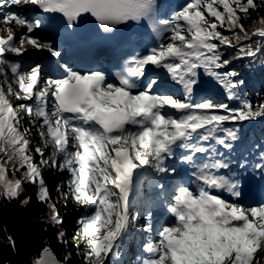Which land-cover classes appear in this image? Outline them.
<instances>
[{
	"label": "snow or ice",
	"instance_id": "1",
	"mask_svg": "<svg viewBox=\"0 0 264 264\" xmlns=\"http://www.w3.org/2000/svg\"><path fill=\"white\" fill-rule=\"evenodd\" d=\"M13 6L18 10L13 11ZM26 6L61 13L69 27L82 14L90 13L110 31L129 20L151 19L154 0H0V21L26 29L19 35L18 44L17 34L10 27L5 29L6 37L0 36V196L16 199L23 194L25 183L36 185L38 200L48 205L49 220L60 225L63 220L43 172L48 167L67 171L68 191H63L64 182L58 183L55 191L65 201L71 195L79 205H94L78 221V236L84 241L86 264H105L109 256H120L129 227L138 219V215L130 214L129 196L139 177L150 171L154 185L163 189L160 180L176 172L166 161L177 148L185 149L188 154L180 159L195 169L192 175L200 187L194 191L176 186L168 205L172 221L155 226L148 213L142 226L148 233L145 254L137 257L138 264H264V203L245 206L238 202L246 162L232 171L230 164L221 160H195L197 153L210 151L209 141L215 140L229 150L233 147L239 129L224 127L226 122L264 117V103L253 104L238 95L236 90L243 81L234 79L237 73L219 71L231 63L223 59L225 46L238 47L236 59L254 58L260 51L241 42L253 36L264 38V16L258 13L264 9V0H188L171 20L154 23L160 37L170 33L168 42L133 59L126 74H118V84L109 83L102 72L81 73L67 65L61 66L65 71L62 78H45L41 64L21 71L18 60L6 59L5 53H26L25 45L46 50L56 58L61 56L50 41L30 35L41 27V21L30 18L24 11ZM252 12L257 13V20L250 31L241 21L249 19ZM148 66L166 69L183 87L185 99L156 92L155 79L138 84ZM200 69L230 100L239 101V106L207 100L192 103ZM9 97L31 100L32 104L14 107ZM17 107L33 117L28 127ZM166 108L180 114L173 115ZM33 129L44 145L35 146L34 151L30 139ZM49 146L51 151L45 155ZM34 155H39L38 163ZM261 160L255 168L264 172V156ZM221 168L229 169V174L217 175ZM21 169L20 178H8L9 171L15 176ZM209 189L225 190L234 200ZM29 202L30 198L22 201ZM64 237L61 228L58 239L63 241ZM8 239L14 247L15 241ZM33 264L60 262L45 248Z\"/></svg>",
	"mask_w": 264,
	"mask_h": 264
},
{
	"label": "trees",
	"instance_id": "2",
	"mask_svg": "<svg viewBox=\"0 0 264 264\" xmlns=\"http://www.w3.org/2000/svg\"><path fill=\"white\" fill-rule=\"evenodd\" d=\"M258 13L264 16V9H259ZM255 20H257V13L252 12L249 19L241 22L251 31L256 26L253 24ZM222 31L226 35H231L226 30ZM241 43L259 47L260 51L254 58L236 59L238 47L225 46L222 48L223 59H229L231 63L221 70L224 72L234 70L237 73L234 79L243 81L239 87L241 98L249 99L253 104L264 103V38L253 36L250 40ZM10 98L15 102V107L23 103H19L20 100L15 97ZM19 114L23 117L24 126L28 127L29 116L24 110L19 111ZM261 129L264 131V126ZM30 139L33 141V151L37 145L44 146L34 129ZM50 151L51 146L45 149V155H48ZM34 159L38 163L39 155H34ZM22 171L23 169L16 172L15 176L9 171L8 178H20ZM43 176L63 223L54 225L49 220L48 205L38 200L36 185L25 183L23 194L16 199L9 200L0 196V264H33L45 248H49L55 258L63 264H86L84 241L78 236L81 227L78 218L86 216L91 204L79 205L71 195L65 201L55 191L56 185L60 182H64L63 191L68 190L69 173L67 171L59 172L53 167H48L44 170ZM25 198H30V202L22 203ZM138 206L136 204L135 208L137 209ZM61 228L65 231L63 241L58 239ZM9 237L15 241L14 247L9 243ZM66 256L69 257L67 260H65ZM120 257L121 254L116 259L109 256L105 264H125Z\"/></svg>",
	"mask_w": 264,
	"mask_h": 264
},
{
	"label": "rangeland",
	"instance_id": "3",
	"mask_svg": "<svg viewBox=\"0 0 264 264\" xmlns=\"http://www.w3.org/2000/svg\"><path fill=\"white\" fill-rule=\"evenodd\" d=\"M12 10L16 11L18 9L16 8V6H13ZM9 27L12 29L13 32H15L17 34L16 43L18 44L19 43V40H18L19 35L23 31H26V29H21L19 26H12V24H5L2 21H0V36H5L6 37L7 36V32L5 31V29L9 28ZM38 30L35 31L34 35L40 37L42 40H46L45 37L40 36L39 34H37ZM30 35H33V33H31ZM25 47L28 49L27 51H30V50L34 49L30 45H25ZM11 54L12 53H8V55L5 56V58L11 60V57H12ZM28 70L21 69V71H28ZM6 71H8L9 76H11L10 70L6 69ZM219 71H222V70L220 69ZM199 73L200 74L198 76V81H199L198 85H199V83H204L205 86L207 87V90L204 91L203 94H199V96L197 98V101H198L197 103L204 102V101H206V99L211 98V99L214 100V102L212 101L213 103L220 104V103H218V101L220 100L221 97H223V99L227 100L224 103L229 104L230 107L235 108V107L239 106V101L230 100L227 97V95L225 94L223 88L221 86H219L212 78L208 77L207 75H205L203 73V69H200ZM43 74H44V76H46V75L49 76V74H47L45 72ZM13 87L17 91H19L17 85L13 84ZM194 87L196 88V85ZM215 92H220L221 96H217L215 94ZM20 102L27 103V104H32L31 100H29V101L20 100L19 103ZM17 111L18 112L22 111V109L17 108ZM26 114H27V116H29L30 119L33 118L27 112H26ZM224 127H226V128H238L239 129V131L237 133L239 139L233 143V147H236L238 149L243 150V148L246 145V142L248 141L247 145H249V147L247 148V150H245V154L246 155L253 154V155H257L258 158H260L261 155H263L264 148L262 147V143L264 142V134H261V135L255 134V133H252L250 135L247 134V130H248L247 126L242 124L241 122H239V123L226 122L224 124ZM149 173H150V171H149ZM156 179H159V178L157 177ZM146 181H147V183L145 185L147 186L148 194H151L152 190L154 188L158 187V186L154 185L153 177H151V178L149 177V179H147ZM64 191L67 192L68 190H64ZM161 200H162V196L159 195V201H161ZM93 208H94V205H92L91 209L89 210V213L93 210ZM141 218H143L142 215L139 216V219H141ZM80 220H81V218H78V221H80ZM143 225H145V224L142 223V222L137 223V221H135V223L132 226L129 227L128 235H127L126 240H125V244H126V246H125V252L126 253H125V256H124L125 262H127L128 259L133 258V260L135 262L134 264H138L137 257H140V256L145 254V253H143V245L146 242V239L148 237V233H146L143 230V227H142ZM144 234H145V238L143 239ZM153 238H154V235H153Z\"/></svg>",
	"mask_w": 264,
	"mask_h": 264
},
{
	"label": "bare ground",
	"instance_id": "4",
	"mask_svg": "<svg viewBox=\"0 0 264 264\" xmlns=\"http://www.w3.org/2000/svg\"><path fill=\"white\" fill-rule=\"evenodd\" d=\"M12 26H17V25H15V24H12ZM35 50V49H34ZM48 76H45V78H47ZM181 89V88H180ZM207 90V87L204 85V89H202L201 91H199V90H197V94H203L204 93V91H206ZM149 177L151 178V177H153V174L150 172L149 174ZM145 238V234H144V236H143V239Z\"/></svg>",
	"mask_w": 264,
	"mask_h": 264
},
{
	"label": "water",
	"instance_id": "5",
	"mask_svg": "<svg viewBox=\"0 0 264 264\" xmlns=\"http://www.w3.org/2000/svg\"><path fill=\"white\" fill-rule=\"evenodd\" d=\"M43 252V251H42ZM60 264H63L62 262H60Z\"/></svg>",
	"mask_w": 264,
	"mask_h": 264
}]
</instances>
